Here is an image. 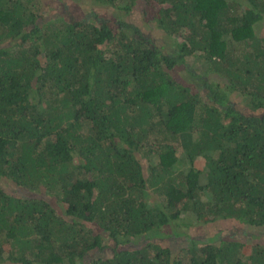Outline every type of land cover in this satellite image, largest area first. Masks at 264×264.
<instances>
[{
	"label": "trees",
	"instance_id": "trees-1",
	"mask_svg": "<svg viewBox=\"0 0 264 264\" xmlns=\"http://www.w3.org/2000/svg\"><path fill=\"white\" fill-rule=\"evenodd\" d=\"M42 1L0 0V264H264V0Z\"/></svg>",
	"mask_w": 264,
	"mask_h": 264
},
{
	"label": "rangeland",
	"instance_id": "rangeland-1",
	"mask_svg": "<svg viewBox=\"0 0 264 264\" xmlns=\"http://www.w3.org/2000/svg\"><path fill=\"white\" fill-rule=\"evenodd\" d=\"M42 9L46 13V15H53L54 11L58 12H68L74 18L79 20L91 21L93 19V15L96 13L99 16H108L109 13L115 12L116 10L106 3L95 2V0H43L42 1ZM255 32L257 35L263 37L264 36V22L261 25H257L255 27ZM198 65L191 58H187V64L185 66V70H189L192 72L200 73L195 70L194 67ZM182 73L185 71L182 70ZM209 81H218L219 77L215 74H207L203 75ZM186 76L184 79H186ZM0 186L4 188L14 189L16 194L21 196H30L29 190L26 188H19L14 183H11L8 179H0ZM216 224L214 223H197L190 227H180L179 230L185 232V235L181 236H169L164 241L163 244L170 247L173 251L177 250L187 244L189 238H203L207 236H211L216 233ZM223 228H232L233 223L226 221L223 222ZM170 231L169 229L167 232ZM165 233V232H164Z\"/></svg>",
	"mask_w": 264,
	"mask_h": 264
}]
</instances>
